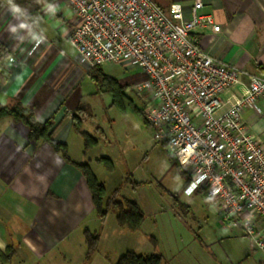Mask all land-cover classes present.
<instances>
[{"label":"crops","instance_id":"obj_1","mask_svg":"<svg viewBox=\"0 0 264 264\" xmlns=\"http://www.w3.org/2000/svg\"><path fill=\"white\" fill-rule=\"evenodd\" d=\"M202 3L200 12L212 16L213 26H197L191 35L202 51L242 71L240 83L222 95L223 100L232 101L244 92L250 76L264 73V0ZM189 7V3L184 5L187 18ZM13 8L0 0V104L20 102L34 111L37 121L51 120L52 138L67 144L72 161L87 162L93 171L98 157L90 155L98 143L83 152L82 138L72 128L71 115L78 108L85 110L81 129L86 131L83 126L94 117L92 102L103 108V93L108 92L91 77V83L84 87L82 75L76 77V66L71 67L47 38L27 54L24 48L30 43V30L35 28L24 13ZM81 62L88 74L90 66ZM256 105L259 112L244 110L243 124L264 142V96L258 97ZM95 130L102 132L99 126ZM72 143L80 145L79 154L72 152ZM111 190L106 187L107 193ZM108 213L103 222L96 215L85 180L74 165L48 143L30 140L22 122L0 118V254H5L8 246L13 250L0 264H92L107 231ZM85 231L99 236L97 248L89 257L85 255Z\"/></svg>","mask_w":264,"mask_h":264},{"label":"built area","instance_id":"obj_2","mask_svg":"<svg viewBox=\"0 0 264 264\" xmlns=\"http://www.w3.org/2000/svg\"><path fill=\"white\" fill-rule=\"evenodd\" d=\"M78 22L68 40L88 66L121 64L144 78L131 85L153 138L188 178L187 195L200 190L218 211L221 227L240 225L264 254V142L243 124L244 110L259 112L264 73L250 76L232 101L225 91L242 71L200 49L191 31L213 26L202 0H173L171 21L152 0H58ZM189 3V18L184 5ZM31 53L42 41L31 29Z\"/></svg>","mask_w":264,"mask_h":264},{"label":"rangeland","instance_id":"obj_3","mask_svg":"<svg viewBox=\"0 0 264 264\" xmlns=\"http://www.w3.org/2000/svg\"><path fill=\"white\" fill-rule=\"evenodd\" d=\"M6 1L19 7V13L25 14L42 39L51 41L71 67L76 66V77L82 75L84 87L91 83L88 68L68 40L70 27L78 22L75 15L58 0ZM162 11L174 22L168 6ZM100 68L126 84L128 89L122 108L111 105L109 93H103L105 109L98 102L91 104L93 121L83 127L98 139V146L90 157L107 156L114 166V170L108 172L101 163L94 162L93 173L105 181L107 191L112 188L110 193L106 192V197L111 198L114 189L120 187L113 200L135 201L144 219L139 229L131 231L117 226L114 211L110 209L107 231L93 255L92 264H113L125 251L161 254L165 258L162 264H264V254L256 249L240 225L221 227L217 223V208L208 203L204 193H183L185 178L181 169L174 165L164 143L153 138L152 128L135 110L136 107L141 111L142 103L131 85L144 75L116 63H104ZM96 126L101 128V133L95 130ZM73 136L81 142L77 134ZM80 151V145L72 143V152L79 154ZM129 178L138 185L128 182ZM169 193L175 194L177 199ZM150 236L156 240L155 245Z\"/></svg>","mask_w":264,"mask_h":264},{"label":"trees","instance_id":"obj_4","mask_svg":"<svg viewBox=\"0 0 264 264\" xmlns=\"http://www.w3.org/2000/svg\"><path fill=\"white\" fill-rule=\"evenodd\" d=\"M152 1L155 2L161 9L163 7H169L170 3L173 2V0ZM190 37H192L191 33ZM1 47L2 46L0 44V49ZM88 74L96 85L103 86L104 90L109 93L111 96V105H116L119 108L123 107V99L126 97L125 92L128 89L126 84H121L116 78L103 73L100 66L90 67ZM129 103H131L130 100ZM80 109L78 108L71 115V125L73 130L82 138L83 152H86L87 150L94 148L97 145L98 140L93 135L81 129L82 117L86 114V112L84 109ZM135 110L139 115H141L140 108L135 107ZM4 117H10L15 122H22L27 127L28 138L30 140L48 143L66 162L74 165L80 171L91 194L95 213L102 222L104 221L108 211L112 209L115 213L116 223L120 227H126L131 231L139 229L144 219L143 211L139 205L135 201L128 200L126 198H123L121 201H114L113 199L120 190V187L114 189L111 198L106 197V187L104 183L95 176L89 164L87 162L72 161L69 157L67 144L52 138L51 132L53 122L51 120H47L43 123L37 121L34 111L31 108L22 105L20 102H15L12 105L0 104V118ZM95 161L101 163L108 172H112L114 170L113 163L107 156L98 157ZM174 165L179 168L175 162ZM179 171L185 178V187L188 183V178L181 170ZM127 181H130L134 186L138 185V183L134 182L131 178ZM196 192L203 194L200 190H197ZM169 195L174 200L177 199L175 194L169 193ZM84 238L86 243L85 255L86 257H89L90 254H92L97 248L99 236L98 234L91 235L88 231H85ZM149 239H151L153 245L156 244V240L154 238L150 236ZM12 254L13 250L10 246H8L5 254H0V262H4L9 259ZM162 262L163 257L160 254L125 251L118 256L113 264H162Z\"/></svg>","mask_w":264,"mask_h":264},{"label":"clouds","instance_id":"obj_5","mask_svg":"<svg viewBox=\"0 0 264 264\" xmlns=\"http://www.w3.org/2000/svg\"><path fill=\"white\" fill-rule=\"evenodd\" d=\"M13 11H14V12H20V9H19V7H14V8H13ZM13 31H15V28H13Z\"/></svg>","mask_w":264,"mask_h":264}]
</instances>
